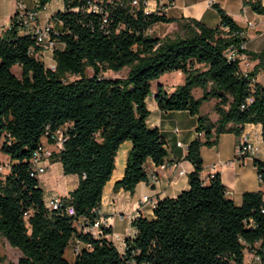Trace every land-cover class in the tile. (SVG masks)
Instances as JSON below:
<instances>
[{
  "label": "trees",
  "instance_id": "obj_1",
  "mask_svg": "<svg viewBox=\"0 0 264 264\" xmlns=\"http://www.w3.org/2000/svg\"><path fill=\"white\" fill-rule=\"evenodd\" d=\"M52 1L37 0V11ZM61 1L64 10L52 15L60 25L53 35V69L39 57L34 39L19 33L13 16L11 29L0 37V152L10 162L0 180V236L19 250L17 264H245V251L264 264V192L243 193L237 206L219 175H211L207 184L200 179V150L216 145L222 134L240 137L245 125H260L264 142V85L256 82L264 49L240 51L258 60L246 75L239 60L228 61L225 51L246 39L216 4L220 24L209 28L191 18L146 13L144 0L137 7L132 0H109L102 13L87 12L85 0ZM243 5L264 15L260 0H243ZM172 23L177 26L173 34L150 33L158 24ZM15 66L19 76L12 72ZM124 69L125 77L104 76ZM178 71L184 82L170 94L159 85L153 96L159 110L186 111L197 118L198 137L186 155L194 167L189 188L157 201L152 219H133L136 234L126 239L120 254L104 237L78 234L75 222L99 217L96 210L123 143L131 142L132 148L115 191L133 193L139 183L148 182V160L155 166L165 163L167 143L147 124L146 100L154 81ZM195 89L201 97L193 96ZM211 100L215 122L200 113ZM56 131L65 140L50 161L60 163L64 175L77 176L78 186L62 198L60 209L49 211L38 178L30 175V159L46 134ZM254 165L263 172L264 162L255 160ZM67 206L75 216L65 212ZM73 237L85 248L69 262L64 255Z\"/></svg>",
  "mask_w": 264,
  "mask_h": 264
},
{
  "label": "crops",
  "instance_id": "obj_2",
  "mask_svg": "<svg viewBox=\"0 0 264 264\" xmlns=\"http://www.w3.org/2000/svg\"><path fill=\"white\" fill-rule=\"evenodd\" d=\"M26 1L28 2L25 4ZM260 1L264 8V0ZM17 2L18 0H0V29L9 25L15 13ZM23 3L27 8L34 7V0H23ZM163 4V13L167 17L191 18L209 28H215L220 24V18L213 7L216 4L241 28L246 39L247 52L259 53L264 49V15L256 14L249 7L244 6L243 0H173L171 4ZM63 10V2L61 0H53L43 10L38 11V23L44 24L54 13ZM250 22L255 23V27L249 28L248 23ZM54 28L59 30L60 25L55 24ZM155 28H159L161 31V33L156 35L158 37H164L177 31L175 23L158 24L153 27V30ZM58 47L61 48L62 46L58 45ZM42 56L46 67L53 68L55 66L52 53L44 52ZM246 58L251 72L258 65V60L250 59L248 56ZM45 61H47V64ZM262 69L264 70V66L259 68L256 78L257 83ZM167 74H164L155 82L156 88L155 90L152 89V95L146 100L149 110L147 124L150 128H157L167 143L168 155L165 163L161 166H155L151 160H148L145 164L148 182L139 183L133 193L122 189L115 191L114 184L123 177L127 157L132 148L131 142L123 143L115 157L113 174L103 189L101 204L97 209L98 216L107 223L108 229L111 231L110 234L119 237L118 240L112 241V237L109 235L106 239L114 245L120 254L124 253L126 239H131L136 234V230L131 225L133 219L138 216L146 219L153 218V208L148 204H141L140 200L142 197L148 196L155 202L165 198L176 197L189 188L188 175L194 170L193 164L186 159V155L188 145L198 137L195 131L197 118L186 111L163 112L159 110L154 100L153 95L159 85L170 94L176 86L184 82L183 74L178 71L170 73L171 76L178 79V82L167 84L164 82ZM112 78L121 77L113 75ZM196 92L200 96H194ZM192 93L195 98H199L202 95L200 89H195ZM209 102L213 107L215 100ZM202 115L209 116L213 122L217 120L216 114L214 116L208 113ZM175 129H177V132H175ZM251 130H256L259 133V139H261L262 143L260 144L259 139H257V145L260 149L258 158L264 162V142L261 138V127L260 125L248 124L245 125L243 132H250ZM239 139L240 137H236L232 133L222 134L216 145L213 147H202L200 150L203 163L200 179L207 184L211 175H219L222 184L226 188L227 196L237 206L241 204L243 193L264 192V183H260L257 179L253 160L246 159L241 162L235 159ZM177 143H181V146H177ZM44 146L51 153H58L60 150L51 142L45 141ZM4 157V159H0V163H10L5 155ZM180 171H184V174L180 175ZM38 181L43 190L45 203L53 196L68 197V193L75 190L78 186V177L75 175H64L61 164L58 162L51 163L50 158L47 160L46 173L41 175ZM44 185L47 187L46 190L43 187ZM76 247L83 249L85 245L73 237L65 250L64 257L67 261L72 262L75 259L74 250Z\"/></svg>",
  "mask_w": 264,
  "mask_h": 264
},
{
  "label": "built area",
  "instance_id": "obj_3",
  "mask_svg": "<svg viewBox=\"0 0 264 264\" xmlns=\"http://www.w3.org/2000/svg\"><path fill=\"white\" fill-rule=\"evenodd\" d=\"M107 1L109 0H85L84 8L86 9L87 12L102 13L103 4ZM139 3L140 0H132L131 6L137 7ZM163 3L171 4L172 2L144 0L143 1L144 10L146 13L148 12L161 13L163 12L164 9ZM13 17L15 18V24L17 25L19 33L21 35L30 36L34 39L35 45L40 50L38 52V55L39 53H41V55H39L41 59L43 58L42 54L44 52L53 53V50L57 47L56 40L53 38V35H55L57 32V30H55L54 28L57 22L52 16H50L44 24L38 23L37 0H34V7L32 8H27L23 3V0H18ZM248 27L249 28L255 27V23H251V22L248 23ZM10 29H11L10 23L6 28L0 29V37L5 30H10ZM240 36L244 37L242 32L240 33ZM244 50H246V42H242L236 47H231L227 49L224 53V56L228 59V61L239 60L240 70L244 75H246L250 72V70H249V63L246 60L247 59L246 56L240 52ZM175 132H177V129H175ZM257 139H259V133L256 130H251L250 132H243L240 136L239 143L236 148L235 159L241 162H244L246 159H250L253 160V164L255 160H259L258 156L260 154V149L257 145ZM64 140L65 137L62 131H56L53 133L46 134L45 138L42 141V144L33 153L30 159V168H31L30 175L32 177L39 178L47 171V160L49 159L51 152L46 149V147L44 146V142L45 141L51 142L55 147L61 148ZM177 146H181V143H177ZM255 169L257 172L258 181L260 183H264V169L263 172H258L256 166ZM9 170H10L9 163H0V180H4ZM179 173L180 175H183L184 171H180ZM140 202L141 204L150 205L153 209L156 205V202L151 200L148 196H143ZM63 205H64V200L59 196H53L47 201V203H45V206L48 208L49 211L58 210ZM65 212L69 216L76 215L74 208L70 206L65 207ZM96 213L98 214L97 210ZM75 227L78 234L87 235L94 239L100 237L107 238L109 235H111V234H106V235L103 234V229H107L108 226L107 223L100 217H98L94 221H89L85 218H79L75 222ZM111 237H112V241L119 239V237L114 234H112ZM80 250L81 249L77 247L75 248L74 250L75 257L79 254ZM253 259H254L253 264H259L257 257L253 256Z\"/></svg>",
  "mask_w": 264,
  "mask_h": 264
},
{
  "label": "rangeland",
  "instance_id": "obj_4",
  "mask_svg": "<svg viewBox=\"0 0 264 264\" xmlns=\"http://www.w3.org/2000/svg\"><path fill=\"white\" fill-rule=\"evenodd\" d=\"M27 2L28 1H26L25 4ZM48 7H49V5H48ZM151 33L153 35H157L158 33H161V31H160L159 28H155L154 30L152 28L151 29ZM45 63L47 64V61H45ZM127 71H128L127 69H124L123 71H121L119 73H114L112 71H108V72L104 73V76L105 77H112L113 75H115V76H118V77H125L126 74H127ZM12 72L16 76L20 75V69L17 68V67H13L12 68ZM86 75L87 76H92V70L91 69H87L86 70ZM70 79L72 80V79H74V77H70ZM175 81L178 82V79H176L175 77L171 76L170 73H168L164 82L169 84V83H174ZM155 82L156 81H154L153 84H152V89L153 90H155V88H156ZM258 83H260L261 85H264V70L263 69L260 71V74H259V77H258ZM194 96L198 97V96H200V94L196 92L194 94ZM200 112L202 114L208 113L211 116L215 115V113L213 111V107H212L210 102L203 103L201 108H200ZM259 141H260V144H261L262 143L261 139H259ZM4 158H5L4 154H2L0 152V159H4ZM43 187L46 190L47 187L45 185ZM17 251L19 252L18 249L12 248L9 244H7V242H5V239L2 236H0V256H2L3 259H4L3 264H17L18 259L20 257V254H19L20 252L18 253ZM244 256H245V260H244L245 264H253L254 263V259H253V256H252L251 253H248L247 251H245L244 252Z\"/></svg>",
  "mask_w": 264,
  "mask_h": 264
}]
</instances>
